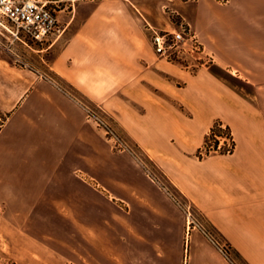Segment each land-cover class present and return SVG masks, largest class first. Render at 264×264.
<instances>
[{
	"label": "crops",
	"instance_id": "crops-1",
	"mask_svg": "<svg viewBox=\"0 0 264 264\" xmlns=\"http://www.w3.org/2000/svg\"><path fill=\"white\" fill-rule=\"evenodd\" d=\"M58 17L60 37L15 43L14 57L0 45V202L43 204L78 173L103 196L79 264H234L189 227L187 209L246 264H264V0H79ZM184 27L201 52L191 38L182 55H158L154 32ZM42 63L115 117L176 198L114 151ZM218 121L235 150L200 158ZM107 150L130 164L105 167Z\"/></svg>",
	"mask_w": 264,
	"mask_h": 264
},
{
	"label": "rangeland",
	"instance_id": "rangeland-1",
	"mask_svg": "<svg viewBox=\"0 0 264 264\" xmlns=\"http://www.w3.org/2000/svg\"><path fill=\"white\" fill-rule=\"evenodd\" d=\"M0 45L7 57H14V53L21 52L18 45H11L13 53L9 52L10 45L2 37H0ZM25 52L24 50L23 53L25 54ZM200 52L201 47L196 49V53ZM27 62L31 67L35 62L34 57H28ZM41 68L53 76L84 107L92 108L101 116L108 117L107 119L115 129L119 140L109 138L103 129L98 128L101 129L104 139L113 147L114 151L129 153L139 165L150 168L153 171L151 175L159 177L161 183L167 184L156 169L154 160L126 135L115 117L109 113L107 116L101 112L98 108L99 104L90 102L63 79L54 75L45 63H42ZM234 83L239 87L245 86L238 80H234ZM114 157L115 154H112L110 150L105 151L103 156L105 167L113 164H130L127 160L118 159L117 161ZM69 164L72 167L73 163ZM78 175V173L70 175L68 190L57 188L48 190L46 199L42 200L43 204L17 206L5 205L0 202V264H79L78 254L93 248L88 240L93 236L94 213L97 206H102L103 196L92 187L80 184L77 181ZM60 198H63V201L67 203L57 204L61 201ZM192 216L191 229H194L195 226V229L200 231L199 226H202L220 243H227L198 212L193 211ZM215 248L217 247L215 246ZM215 252L217 253L216 249ZM230 253L231 260L228 259L229 262L246 264L239 255L233 252L231 247Z\"/></svg>",
	"mask_w": 264,
	"mask_h": 264
},
{
	"label": "built area",
	"instance_id": "built-area-1",
	"mask_svg": "<svg viewBox=\"0 0 264 264\" xmlns=\"http://www.w3.org/2000/svg\"><path fill=\"white\" fill-rule=\"evenodd\" d=\"M79 0H0V37L6 39L9 45L15 43L24 46H35L49 41L52 37H60L65 29L59 20L58 13L73 7ZM192 38V39H191ZM192 40L193 49H200V44L190 33L188 27L176 31H155L152 37L155 51L163 57L180 56L185 52V42ZM25 64V63H23ZM87 119L97 127L103 129L109 138L119 140L115 129L107 119L92 108L84 107ZM101 112L108 116L102 105H98ZM224 130L221 134L208 136L207 142L199 150L198 156L204 158L213 153L231 155L235 150V142L231 131ZM174 198V193L164 184ZM189 227L193 222L191 209H187ZM200 230L217 247L227 259L230 258V246L220 243L202 226Z\"/></svg>",
	"mask_w": 264,
	"mask_h": 264
},
{
	"label": "trees",
	"instance_id": "trees-1",
	"mask_svg": "<svg viewBox=\"0 0 264 264\" xmlns=\"http://www.w3.org/2000/svg\"><path fill=\"white\" fill-rule=\"evenodd\" d=\"M222 123L221 122H216L214 125H213V127H212V129H211V131H210V136H213V137H215V135H219V134H221L224 130L222 129ZM226 130L227 131H231L230 130V128L229 127H226ZM209 135H207V137H206V139H205V142H207V139H208V136ZM234 252V251H233ZM236 253V252H235ZM237 254V253H236ZM237 255H239V254H237Z\"/></svg>",
	"mask_w": 264,
	"mask_h": 264
}]
</instances>
